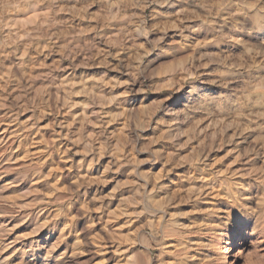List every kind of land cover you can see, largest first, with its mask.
<instances>
[{"label": "bare ground", "instance_id": "1", "mask_svg": "<svg viewBox=\"0 0 264 264\" xmlns=\"http://www.w3.org/2000/svg\"><path fill=\"white\" fill-rule=\"evenodd\" d=\"M73 1L0 0V235L26 241L0 264L15 251L17 264H231L236 241L264 224V38L255 47L244 38L258 17L227 22L202 45L210 59L220 56L211 45H230L209 75L219 85L206 88L188 80L200 69L194 32L161 42L176 22L159 11L146 16L143 5L127 19L124 0L91 11ZM70 8L74 17L59 14ZM141 34L160 42L155 67ZM120 68L139 88L171 86L181 102L153 124L154 106L109 71ZM146 228L174 235L172 247ZM204 230L222 236L206 243L195 235Z\"/></svg>", "mask_w": 264, "mask_h": 264}, {"label": "rangeland", "instance_id": "2", "mask_svg": "<svg viewBox=\"0 0 264 264\" xmlns=\"http://www.w3.org/2000/svg\"><path fill=\"white\" fill-rule=\"evenodd\" d=\"M106 1L108 0H88L89 3L88 7L90 11L95 10L98 7L104 5L103 3H105ZM110 1L111 0H109V2ZM127 1L124 0V2L121 3L123 6L125 4V7L120 5L122 10L120 12L123 13L124 11V14L121 15H123V17L125 18L127 17L130 18L129 16L134 13V9L136 10V8L140 6L143 7L144 5L145 6L144 13L146 16H150L152 14V11H154V13L156 11H159L160 17L162 19H166V21H170V23L173 22L179 24L181 23L179 27L178 25H175L176 24L175 23L172 25H167L166 29L164 30L160 29V32H162V34L166 33L165 36L160 35L161 42L163 41L167 42L170 39L171 40L180 39V37L185 38V36H189L191 35L192 32H194V34L198 35V40H199L196 45L204 46V44L208 45L207 43L212 40V37L217 36V34L218 36H221L222 32L224 33L225 31L224 30L225 27H231V25L226 24L227 22L231 24L234 23L233 25L243 26L244 23L246 24L247 20L249 21L253 19L255 20L254 18L255 16L249 12V9L252 7V5L256 3V0H199L200 6L197 7L196 12L187 8L189 0H129L128 2L130 4ZM73 2H75V0ZM130 11L132 13H130ZM191 11L194 13H192ZM59 14L61 16L66 15L67 17H69V15L70 17H74L75 15V13H73L71 8L68 11L65 10V12H63V10L59 11ZM260 16H256V18L257 17L258 18L256 24L254 25V30H251L250 34L248 33V35L244 36V38L249 39L250 45L248 46L250 47L257 46L256 38L259 39L262 37L264 38V14H261ZM90 17L78 18L76 16L75 18H77L76 19L77 22L78 20H82V22L85 20L84 22L90 21L89 23L96 25L97 20L95 18L94 20L93 17L91 18ZM88 18L93 20L90 19L88 20ZM260 18L262 19L260 20ZM107 21L109 20H106L105 22L106 25L113 26V23H115L113 20H110L109 22ZM221 26L223 27L221 28ZM213 27H215L216 29ZM258 30L260 31L256 32ZM215 31L217 32L216 34ZM94 33L99 35L98 28L94 31ZM213 34L215 35L213 36ZM150 37L151 34L149 35L141 34L138 35L136 39L138 46L139 44L144 43L145 48L146 47L148 48V50L145 51L143 55L144 62H146L148 65L150 64L151 67H155L156 65H158L160 61L164 60L165 57L157 55L158 54L157 49L158 46L160 45V42L156 40L154 42L147 41ZM228 44L229 43L227 42V40L226 41L223 40V42H219L216 45H211L210 46L211 48L206 47L209 50L220 54V56L218 55L219 57L217 56L215 59H210L206 57L204 55L206 49H204L202 46V48H200V51L197 55L198 57L199 56L201 57L200 62L197 63L200 64V69L196 74L188 78V80L195 81L198 84L204 83L203 85H205L206 88H211L212 86L216 88L219 85V81L215 78L213 81L210 79V82H208L209 75L214 71L215 68H217V65H219L220 68H222V62L224 60V55L226 54V48L230 46ZM255 69L254 70L251 69L250 72H256L257 69L256 70ZM259 70L260 71L264 70V67L260 69L258 68L257 71ZM109 71L113 76L120 78L121 81L126 79V86L129 88L130 94L136 97L139 102L147 106H151V105L154 106L156 111L152 119L153 124L160 121L165 116H168L170 111L175 106V102L178 101L181 102V100H177L178 95L171 86H164L161 89L157 90L151 87L148 83H146L142 88H139V86L134 85L132 79L126 75V70L124 68H120L119 70H109ZM145 157L146 156H144V158ZM145 202L146 204L149 205V211L153 212L155 206L150 203L148 195L145 196ZM67 203L68 200L58 201L57 206L62 207V205H66ZM156 213H158L157 210ZM161 219H162V226L167 224L169 220V214L164 213ZM145 231L153 235L155 239V243L162 244L163 242L167 241L166 245L169 244L168 246L172 247L171 245H173L172 240L174 235L171 236V238H166V233L162 229L157 234L153 233L150 228H146ZM196 233L200 234V236L206 239V243L209 240L213 239L214 237L221 238L222 236L221 231H214V230H204L202 233L195 232V235ZM18 235L19 233L17 231H11L6 235H0V256H3V258L9 257L11 251L18 248V244L20 242L23 243L26 242L24 240L16 241L15 239L17 238ZM218 246L223 247V244L222 245L219 244ZM220 249L222 250H219V252L220 251L223 252V248ZM203 250L208 251L209 247L206 248L203 247ZM231 250L232 251L229 253L230 256L227 258V262L229 261L231 264H264V224H260L259 226H257V228L253 230H249L246 234L243 235L242 239L236 241L235 245L232 246ZM60 252L61 250L57 253L59 254ZM159 252H160L159 246H155L154 248H152L153 260L157 258ZM15 253L16 254L14 256L8 258V260H11L9 261L10 264H17L19 262L18 252L15 251ZM169 254L171 256H174L175 252L171 250ZM29 256H30L29 259H32L35 262L37 261V263H40L42 261V255L38 254V252L31 253ZM203 261H204L202 262L203 264H215V263L222 264V261H218V260L217 262L214 260L212 261L210 257H205ZM89 264H94V262H89Z\"/></svg>", "mask_w": 264, "mask_h": 264}, {"label": "clouds", "instance_id": "3", "mask_svg": "<svg viewBox=\"0 0 264 264\" xmlns=\"http://www.w3.org/2000/svg\"><path fill=\"white\" fill-rule=\"evenodd\" d=\"M249 12L254 16L264 14V0H256V3L252 5Z\"/></svg>", "mask_w": 264, "mask_h": 264}]
</instances>
